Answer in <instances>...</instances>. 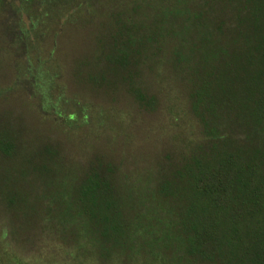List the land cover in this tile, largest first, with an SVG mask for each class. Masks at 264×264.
<instances>
[{
	"label": "trees",
	"instance_id": "1",
	"mask_svg": "<svg viewBox=\"0 0 264 264\" xmlns=\"http://www.w3.org/2000/svg\"><path fill=\"white\" fill-rule=\"evenodd\" d=\"M33 1L19 0L16 10L30 14ZM70 1L83 31L95 28L98 10L111 11L91 34L93 51L78 60L115 77L110 84L141 103L139 68L154 58L162 65L157 57L169 46L198 126L196 140L184 142L156 182L140 169L123 177L119 193L111 175L92 171L76 187L78 201L60 188L62 234L77 224L73 247L58 243L74 251L66 254L71 264H136L150 255L153 264H264V0H101L93 14L83 0Z\"/></svg>",
	"mask_w": 264,
	"mask_h": 264
},
{
	"label": "rangeland",
	"instance_id": "2",
	"mask_svg": "<svg viewBox=\"0 0 264 264\" xmlns=\"http://www.w3.org/2000/svg\"><path fill=\"white\" fill-rule=\"evenodd\" d=\"M100 1L83 0L84 13ZM70 3L34 0L27 14L16 10L19 0H0V145L10 144L6 153L0 149V264H71L66 254L74 251L61 247H73L77 224L71 219L62 234L60 188L78 201L76 187L92 171L111 175L119 193L123 177L140 176V169L149 168L156 182L162 170L175 166L184 142L197 138L169 46L157 57L162 65L154 58L139 68L146 89L141 103L124 85L110 84L115 77L78 60L93 51L91 34L101 31L102 17L111 11L98 10L88 24L95 28L85 32L74 14L78 5ZM114 199L121 211V199ZM151 258L136 264H153Z\"/></svg>",
	"mask_w": 264,
	"mask_h": 264
}]
</instances>
